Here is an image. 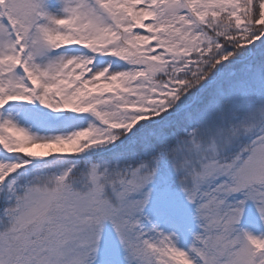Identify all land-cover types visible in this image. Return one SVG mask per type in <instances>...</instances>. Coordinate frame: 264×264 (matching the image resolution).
I'll return each mask as SVG.
<instances>
[{"label": "snow or ice", "instance_id": "6c2138e0", "mask_svg": "<svg viewBox=\"0 0 264 264\" xmlns=\"http://www.w3.org/2000/svg\"><path fill=\"white\" fill-rule=\"evenodd\" d=\"M257 225L264 0H0V264H264Z\"/></svg>", "mask_w": 264, "mask_h": 264}, {"label": "rangeland", "instance_id": "374dc122", "mask_svg": "<svg viewBox=\"0 0 264 264\" xmlns=\"http://www.w3.org/2000/svg\"><path fill=\"white\" fill-rule=\"evenodd\" d=\"M113 68L119 70V64H114V65H113ZM81 115H86V114H81ZM86 124H87V121H82V122L80 123V126L83 127V126H86ZM253 231H255V232L264 231V228H261L259 225H257V226L253 229Z\"/></svg>", "mask_w": 264, "mask_h": 264}]
</instances>
